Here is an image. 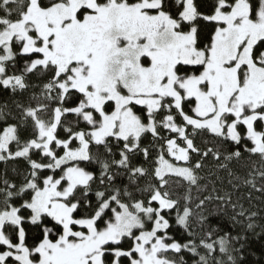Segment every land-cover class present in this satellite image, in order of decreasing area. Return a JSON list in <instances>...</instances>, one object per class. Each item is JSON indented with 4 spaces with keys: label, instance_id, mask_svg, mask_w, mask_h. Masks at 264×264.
Returning a JSON list of instances; mask_svg holds the SVG:
<instances>
[{
    "label": "snow or ice",
    "instance_id": "snow-or-ice-1",
    "mask_svg": "<svg viewBox=\"0 0 264 264\" xmlns=\"http://www.w3.org/2000/svg\"><path fill=\"white\" fill-rule=\"evenodd\" d=\"M0 162V264H246L264 0H0Z\"/></svg>",
    "mask_w": 264,
    "mask_h": 264
},
{
    "label": "trees",
    "instance_id": "trees-1",
    "mask_svg": "<svg viewBox=\"0 0 264 264\" xmlns=\"http://www.w3.org/2000/svg\"><path fill=\"white\" fill-rule=\"evenodd\" d=\"M207 2L208 0H198V3H201L202 6H205ZM145 143H147V140L145 141ZM22 163L23 162H19L20 165H22ZM17 166L18 164L16 162H9L7 164H5L4 162H0V174H2L5 171V169H7L9 171V174H11V169ZM193 195H195V193H193ZM256 231L259 232L260 229L257 228ZM29 242L31 243V240H29ZM262 249H264V241H262L261 238L259 237L251 236L250 252L254 254H250L247 257L246 264H264V257L261 256Z\"/></svg>",
    "mask_w": 264,
    "mask_h": 264
}]
</instances>
